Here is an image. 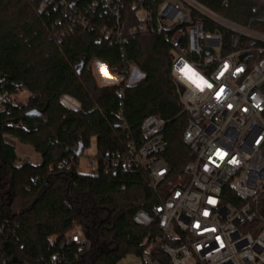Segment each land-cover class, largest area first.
<instances>
[{"label": "trees", "instance_id": "1", "mask_svg": "<svg viewBox=\"0 0 264 264\" xmlns=\"http://www.w3.org/2000/svg\"><path fill=\"white\" fill-rule=\"evenodd\" d=\"M136 1L53 0L39 11L41 0H0V264H118L127 254L144 253L159 233L156 222L138 225L133 216L151 213L165 186L154 189L141 166H103L104 158L143 144L141 126L150 115L165 121L162 155L170 178L192 159L170 45L157 33L135 30L141 22ZM197 1L264 32L263 0ZM116 3L125 40L106 32L117 24ZM95 61L117 75L136 65L144 78L101 83ZM23 90L30 93L27 103H14L10 97ZM65 95L79 109L67 107ZM7 136L33 146L40 162H20ZM93 136L99 168L82 173L79 159ZM75 223L83 227L82 244L66 238Z\"/></svg>", "mask_w": 264, "mask_h": 264}, {"label": "built area", "instance_id": "2", "mask_svg": "<svg viewBox=\"0 0 264 264\" xmlns=\"http://www.w3.org/2000/svg\"><path fill=\"white\" fill-rule=\"evenodd\" d=\"M102 1L107 6L114 2ZM52 2L41 0L38 10ZM135 6L146 12L135 30L157 33L170 45L172 79L188 116L183 141L192 159L179 177L170 178L172 168L162 155L165 121L156 115L142 122L141 146L130 144L104 158L106 170L141 166L154 189L165 186L151 213L141 209L133 216L138 225L156 222L160 231L127 264H264V32L197 0H137ZM119 8L113 5L117 24L106 32L125 40ZM209 23L216 29L210 30ZM185 66L195 74L192 79L183 72ZM106 74V83L125 79L131 85L144 78L136 65L122 75ZM199 78L212 87L198 86ZM66 98L72 97H62L67 107L79 109L75 99L76 106L70 107ZM99 162L90 159L93 173ZM3 231L0 224V238ZM66 238L76 244L87 241L78 223ZM58 259L55 255L51 261Z\"/></svg>", "mask_w": 264, "mask_h": 264}, {"label": "rangeland", "instance_id": "3", "mask_svg": "<svg viewBox=\"0 0 264 264\" xmlns=\"http://www.w3.org/2000/svg\"><path fill=\"white\" fill-rule=\"evenodd\" d=\"M145 9L140 8L137 10V14L140 19L145 17ZM134 68V66H133ZM132 68V70H133ZM93 69L95 74L101 83H106L107 80L110 79L109 76L106 74V70L108 71L107 67L106 70L103 65L98 64V61L93 63ZM109 74H111L108 71ZM30 93L27 90H23L22 92L12 95L10 98L14 103H27ZM7 140L12 142L20 157V162L29 161L32 163H37L41 159L40 153H38L33 146L30 144H26L18 140L17 138L7 136ZM97 144H96V137L93 136L90 139V145L85 149L83 155L79 159V171L82 173H93V170L90 167V159L94 158L97 155ZM134 260V257L131 254H127L124 256L118 264H127L129 261Z\"/></svg>", "mask_w": 264, "mask_h": 264}, {"label": "snow or ice", "instance_id": "4", "mask_svg": "<svg viewBox=\"0 0 264 264\" xmlns=\"http://www.w3.org/2000/svg\"><path fill=\"white\" fill-rule=\"evenodd\" d=\"M183 72L185 73V75H188L190 79H192V77L195 75L194 73H192V70L190 69L189 66H185V68L183 69ZM190 73H191V75H189ZM201 85H206L209 88L212 87V85L209 84L207 81L203 80V78H199L198 86H201ZM222 92H223V89H221L220 92L217 93V98L220 97ZM218 155L220 156V158H223L224 154L223 153H218Z\"/></svg>", "mask_w": 264, "mask_h": 264}, {"label": "bare ground", "instance_id": "5", "mask_svg": "<svg viewBox=\"0 0 264 264\" xmlns=\"http://www.w3.org/2000/svg\"><path fill=\"white\" fill-rule=\"evenodd\" d=\"M65 102L67 105H69L70 107H75L76 106V101L73 98H66Z\"/></svg>", "mask_w": 264, "mask_h": 264}, {"label": "crops", "instance_id": "6", "mask_svg": "<svg viewBox=\"0 0 264 264\" xmlns=\"http://www.w3.org/2000/svg\"><path fill=\"white\" fill-rule=\"evenodd\" d=\"M98 64H101V65H102L103 63H101V62H99V61H98ZM40 160H41V159H40ZM40 160H39L37 163H39V162H40Z\"/></svg>", "mask_w": 264, "mask_h": 264}]
</instances>
